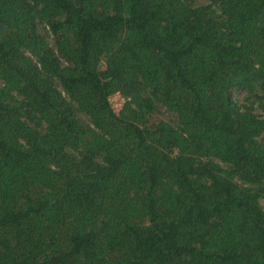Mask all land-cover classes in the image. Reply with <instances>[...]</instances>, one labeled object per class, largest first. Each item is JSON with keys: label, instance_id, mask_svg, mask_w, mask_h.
<instances>
[{"label": "trees", "instance_id": "obj_1", "mask_svg": "<svg viewBox=\"0 0 264 264\" xmlns=\"http://www.w3.org/2000/svg\"><path fill=\"white\" fill-rule=\"evenodd\" d=\"M263 200L264 0H0V264H264Z\"/></svg>", "mask_w": 264, "mask_h": 264}, {"label": "rangeland", "instance_id": "obj_2", "mask_svg": "<svg viewBox=\"0 0 264 264\" xmlns=\"http://www.w3.org/2000/svg\"><path fill=\"white\" fill-rule=\"evenodd\" d=\"M194 3L197 4H207L208 0H191ZM243 92L241 90H232L231 95L232 97H235L237 99H240ZM110 102L114 110H119L123 103V98L120 96L119 93H113L110 97ZM264 203V200H263Z\"/></svg>", "mask_w": 264, "mask_h": 264}]
</instances>
